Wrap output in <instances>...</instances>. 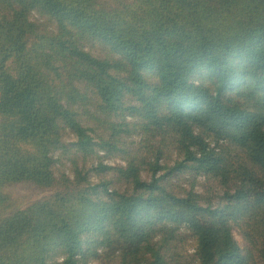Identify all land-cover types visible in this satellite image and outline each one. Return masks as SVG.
<instances>
[{
  "label": "trees",
  "instance_id": "16d2710c",
  "mask_svg": "<svg viewBox=\"0 0 264 264\" xmlns=\"http://www.w3.org/2000/svg\"><path fill=\"white\" fill-rule=\"evenodd\" d=\"M0 264H264V0H0Z\"/></svg>",
  "mask_w": 264,
  "mask_h": 264
},
{
  "label": "rangeland",
  "instance_id": "374dc122",
  "mask_svg": "<svg viewBox=\"0 0 264 264\" xmlns=\"http://www.w3.org/2000/svg\"><path fill=\"white\" fill-rule=\"evenodd\" d=\"M34 17H35V20L41 21V19L36 14ZM172 160H174V157H172ZM173 163H174V161H171L169 163V165L171 166ZM110 165H112V164L110 163ZM180 176H182L184 179H186L188 181L179 180L178 184L182 187H185L186 189L193 187V192L196 194L207 195L208 197H216V196L221 194L220 188H218L212 181H206L205 178H202L199 176L196 179V182L194 183V185L192 187H190L191 178H190V175L188 174V171H184ZM142 179L147 180V177L145 176V174L142 175ZM93 180H95V179H93ZM175 181L176 180L173 179V182H175ZM15 192L30 195V196H32V200L40 199V198H43V197L48 195V193L32 194L29 190H27L24 187H16ZM233 236H234L235 241L238 243V245L242 247L243 246V240L237 231H235V230L233 231ZM187 251H188V253H192V248L187 247Z\"/></svg>",
  "mask_w": 264,
  "mask_h": 264
}]
</instances>
